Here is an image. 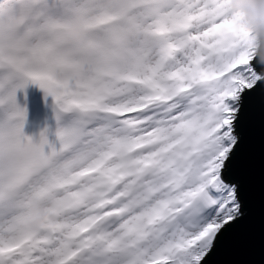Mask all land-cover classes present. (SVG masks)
<instances>
[{
  "label": "snow or ice",
  "instance_id": "1",
  "mask_svg": "<svg viewBox=\"0 0 264 264\" xmlns=\"http://www.w3.org/2000/svg\"><path fill=\"white\" fill-rule=\"evenodd\" d=\"M0 91V264H227L257 167L264 214V61L226 0H0Z\"/></svg>",
  "mask_w": 264,
  "mask_h": 264
},
{
  "label": "clouds",
  "instance_id": "2",
  "mask_svg": "<svg viewBox=\"0 0 264 264\" xmlns=\"http://www.w3.org/2000/svg\"><path fill=\"white\" fill-rule=\"evenodd\" d=\"M226 3L239 25L248 33L253 52L264 61V0H226ZM106 4L111 6V0H106ZM83 32L82 21L76 17L67 27L66 39L78 43ZM36 156L40 158L39 153ZM48 206L34 196H28L27 219L33 227H38L44 221Z\"/></svg>",
  "mask_w": 264,
  "mask_h": 264
},
{
  "label": "bare ground",
  "instance_id": "3",
  "mask_svg": "<svg viewBox=\"0 0 264 264\" xmlns=\"http://www.w3.org/2000/svg\"><path fill=\"white\" fill-rule=\"evenodd\" d=\"M0 91V95H2ZM46 96V98H45ZM51 96L46 95L43 89L37 84L29 81L23 89L16 90L17 104L25 109L22 131L25 136L38 140L40 133L45 132L49 141L56 140V130L63 127L66 123V115L60 114L57 119L59 110L55 109Z\"/></svg>",
  "mask_w": 264,
  "mask_h": 264
},
{
  "label": "water",
  "instance_id": "4",
  "mask_svg": "<svg viewBox=\"0 0 264 264\" xmlns=\"http://www.w3.org/2000/svg\"><path fill=\"white\" fill-rule=\"evenodd\" d=\"M249 223L236 237L230 253L221 257L227 264H264V214L260 203V173L257 167L249 193Z\"/></svg>",
  "mask_w": 264,
  "mask_h": 264
},
{
  "label": "rangeland",
  "instance_id": "5",
  "mask_svg": "<svg viewBox=\"0 0 264 264\" xmlns=\"http://www.w3.org/2000/svg\"><path fill=\"white\" fill-rule=\"evenodd\" d=\"M45 98H46V96H45ZM58 110V109H57Z\"/></svg>",
  "mask_w": 264,
  "mask_h": 264
}]
</instances>
